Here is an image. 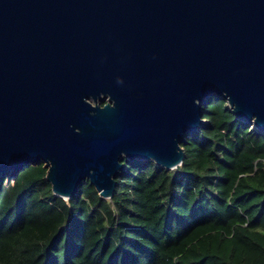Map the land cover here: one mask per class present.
Wrapping results in <instances>:
<instances>
[{
	"label": "water",
	"instance_id": "water-1",
	"mask_svg": "<svg viewBox=\"0 0 264 264\" xmlns=\"http://www.w3.org/2000/svg\"><path fill=\"white\" fill-rule=\"evenodd\" d=\"M213 94L264 130V0H0V175L111 197L125 160L182 162Z\"/></svg>",
	"mask_w": 264,
	"mask_h": 264
},
{
	"label": "trees",
	"instance_id": "trees-1",
	"mask_svg": "<svg viewBox=\"0 0 264 264\" xmlns=\"http://www.w3.org/2000/svg\"><path fill=\"white\" fill-rule=\"evenodd\" d=\"M173 168L125 160L111 197L57 195L43 162L0 175V264H264V130L206 99Z\"/></svg>",
	"mask_w": 264,
	"mask_h": 264
}]
</instances>
